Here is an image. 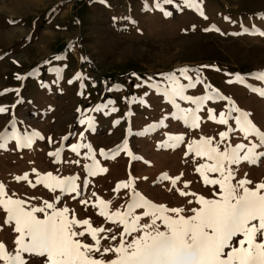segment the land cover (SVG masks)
Here are the masks:
<instances>
[{
  "label": "rangeland",
  "instance_id": "rangeland-1",
  "mask_svg": "<svg viewBox=\"0 0 264 264\" xmlns=\"http://www.w3.org/2000/svg\"><path fill=\"white\" fill-rule=\"evenodd\" d=\"M195 4L188 7L183 0H172L171 4L163 0H0V106L6 109L0 113V132L10 134L14 125L19 135L36 132L43 137L34 138L31 147H17L15 140H6V147L0 149V183L10 196L39 206L48 200L57 208L66 206L70 218H87L93 227L112 229L100 233L109 237L101 239V251L119 243L122 227L100 215L99 200L109 202L105 211L111 213L126 208L133 189L169 208L199 207L195 202L198 196L216 198L219 187L206 185L195 171L198 164L208 161L192 153L185 156V152L193 140L206 137L218 142L220 131L235 128L234 120L229 125L209 120L208 109L218 120L221 111L239 108L264 131V96L253 91L264 90V81L250 75L264 72V0H195ZM56 56L61 59L56 60ZM182 67L199 69L188 75L203 81L186 89V95L218 92L229 98L203 101L196 113L197 128L172 118L170 113L176 109L162 92L149 87L156 82L166 85L159 74ZM236 74L243 77L244 83L236 81ZM176 75L180 83H188L178 72ZM149 77L153 79L149 81ZM229 79L234 82L227 83ZM177 103L181 108H196L190 101L177 98ZM98 104L106 107L93 111ZM88 117L94 121L92 128L80 123ZM150 125L155 127L145 133ZM166 133L184 139L171 147ZM239 142L247 143L238 131L230 133L226 141L233 146ZM73 144L91 145V152L80 148L77 154L71 150ZM224 146L221 144V148ZM57 150L58 156L49 155ZM93 155L97 174L89 176L83 166L92 163ZM99 168L107 171L100 172ZM233 168V183L247 179L252 181L248 186L254 188L264 182V157L256 163L242 161ZM49 172L60 177L78 176L80 195L73 199L74 194H64L56 201L58 191L53 193L43 184L31 186L37 174L42 177ZM25 173L28 180L14 179ZM163 174L180 179L172 185L171 180L161 179ZM85 179L87 186L83 184ZM130 179L132 189L114 191L118 183ZM181 191L189 195L181 196ZM81 199L88 203L82 204ZM189 200L193 203L188 204ZM136 212L141 214L143 209ZM39 215L42 218L43 214ZM5 218L0 209V224ZM142 222L148 223L149 218ZM113 234L116 241L110 240ZM16 235L12 226L4 225L0 242L12 249ZM241 238L235 239L238 242ZM80 239L94 243L90 236ZM95 256L108 260L115 254ZM33 264L45 262L35 259Z\"/></svg>",
  "mask_w": 264,
  "mask_h": 264
},
{
  "label": "snow or ice",
  "instance_id": "snow-or-ice-1",
  "mask_svg": "<svg viewBox=\"0 0 264 264\" xmlns=\"http://www.w3.org/2000/svg\"><path fill=\"white\" fill-rule=\"evenodd\" d=\"M163 3L171 4L172 0H163ZM183 3L188 7L196 6L195 0H183ZM164 14L170 15L168 12ZM55 59L61 58L56 56ZM52 70L59 71V69ZM190 71L198 73L199 69L182 67L173 72L161 73L159 75L167 81V84L156 82L149 84V87L162 92L165 99L176 109L170 113L172 118L197 128L199 117L196 113L200 110L203 101L228 100L229 98L221 96L218 92L214 95L195 97L186 95V89L195 88L197 84L203 83L199 76L193 80L188 75ZM177 72L188 83H180ZM250 75L264 81V72L250 73ZM16 78L22 79L20 76ZM77 78H80V73H77ZM152 79V77L148 78L149 81ZM236 81L244 83L240 74H236ZM233 82L231 79L227 81L229 84ZM68 83L72 81L69 80ZM116 87L119 88L120 85ZM135 87L140 88L142 85L136 84ZM205 87L209 86L205 85ZM249 87L252 86L249 85ZM253 91H258L264 96L262 89L253 88ZM177 98L181 101H190L196 105V108H181ZM139 103L144 104V101L139 100ZM105 107L98 104L93 111L100 112ZM5 111L6 109L0 106V113ZM111 111L115 112L116 109L112 108ZM212 111L208 109L209 120H214L219 125H229V121L234 120L235 128L229 126L226 131H220L218 142L206 137L193 140L188 144L185 156L192 153L195 158H204L208 161L198 164L195 171L203 177L206 185L219 187V191L215 193L216 198L208 199L198 196L195 202L199 207L169 208L149 201L133 189L126 208L123 211L117 210L111 213L105 211L109 202L99 200L100 215L122 227L119 243L104 247L101 251V239L107 240L109 237L100 236V233L111 232L112 229L93 227L87 218L77 220L74 215L70 218L66 206L57 208L48 200H44L43 205L39 206L23 198H14L5 191L4 184L0 183V209L6 214L3 224H0V230H3L4 225H8L12 226L17 234L12 249H6L5 243L0 242V261H4V264H33L35 259L44 260L45 264H264V182L257 183L254 188L248 186L252 184V181L247 179L232 182L235 178L233 165H239L242 161L256 163L264 157V131L252 123L249 113L239 108L229 107L227 112L221 111L218 120ZM233 112L236 115H233ZM80 123H86L89 128L94 125L91 117L81 120ZM159 123L163 125L164 119H161ZM154 127L155 125H150L144 129V132H151ZM237 131L242 134L247 143L239 142L234 146L226 143L230 133ZM80 135L83 137L84 133L81 132ZM165 135L169 137L171 147L177 146L184 139L182 135L167 133ZM36 137H39V133L19 135L13 125L12 133L0 132V149L6 147V140H15L17 147H31ZM39 138L43 139V137ZM221 144L225 146L221 148ZM80 148H88L89 153L91 152V145L73 144L71 146V150L77 154ZM124 148L127 150L126 142ZM49 155L58 156L59 150L50 152ZM85 155L87 156L88 153ZM101 155H104L103 150ZM129 155L132 156V153L129 152ZM132 158L139 159L135 156ZM91 160L92 163H85L83 167L89 176H95L97 173L94 169L97 164L94 155L91 156ZM32 171L36 172L35 169ZM99 171L106 172L107 169L99 168ZM216 174L219 178H209L210 175ZM14 179L26 181L28 174L17 175ZM78 179L79 177L75 175L60 177L49 172L42 177L37 174L36 183L31 186L35 188L38 184H43L53 193L58 191L60 195L55 196L56 201H60L64 194H74L72 198L75 199L80 195ZM161 179L171 180V184L175 185L180 176L170 178L167 174H163ZM185 183L187 185V182ZM83 184L87 186L88 180L85 179ZM132 185L131 179L128 182H120L114 191H119L121 188L132 189ZM180 195L187 196L189 193L181 191ZM80 202L88 203L83 199ZM192 203V200L188 201V204ZM137 209H143V212L137 214ZM185 212L191 214L184 215ZM39 214H43L42 218ZM145 217L149 218L148 223L142 222ZM83 226L87 228L83 231L76 230L77 227ZM86 236H90L94 243H86L80 239ZM128 237L131 239L128 240ZM237 237L242 238L237 242L235 239ZM110 240L116 241L117 236L111 235ZM110 252L115 254L112 259L105 260L95 256L99 253L103 257Z\"/></svg>",
  "mask_w": 264,
  "mask_h": 264
},
{
  "label": "built area",
  "instance_id": "built-area-1",
  "mask_svg": "<svg viewBox=\"0 0 264 264\" xmlns=\"http://www.w3.org/2000/svg\"><path fill=\"white\" fill-rule=\"evenodd\" d=\"M115 84V83H114Z\"/></svg>",
  "mask_w": 264,
  "mask_h": 264
}]
</instances>
